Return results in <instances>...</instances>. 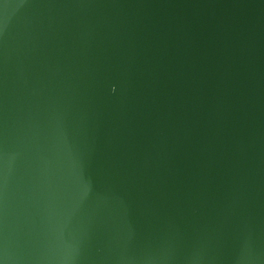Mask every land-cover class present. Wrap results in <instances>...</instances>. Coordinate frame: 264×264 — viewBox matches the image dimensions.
<instances>
[{
    "label": "water",
    "instance_id": "95a60500",
    "mask_svg": "<svg viewBox=\"0 0 264 264\" xmlns=\"http://www.w3.org/2000/svg\"><path fill=\"white\" fill-rule=\"evenodd\" d=\"M0 264H264V0H0Z\"/></svg>",
    "mask_w": 264,
    "mask_h": 264
}]
</instances>
